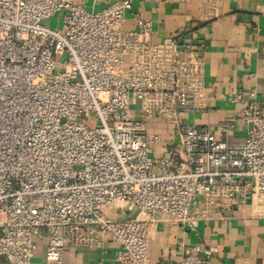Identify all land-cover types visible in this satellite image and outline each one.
Listing matches in <instances>:
<instances>
[{
	"label": "built area",
	"instance_id": "1",
	"mask_svg": "<svg viewBox=\"0 0 264 264\" xmlns=\"http://www.w3.org/2000/svg\"><path fill=\"white\" fill-rule=\"evenodd\" d=\"M0 0V256L44 264L67 247L104 251L117 264H150L151 228L182 230L254 197L264 199V114L256 92L236 93L213 131L190 115L206 109L201 47L151 41L136 0ZM99 6V8H95ZM62 28L45 23L58 13ZM63 62H60L61 58ZM170 127L159 158L150 124ZM238 125L242 142L227 140ZM123 205L131 213L112 219ZM174 264H212L213 248L179 243ZM100 264V263H99Z\"/></svg>",
	"mask_w": 264,
	"mask_h": 264
},
{
	"label": "crops",
	"instance_id": "2",
	"mask_svg": "<svg viewBox=\"0 0 264 264\" xmlns=\"http://www.w3.org/2000/svg\"><path fill=\"white\" fill-rule=\"evenodd\" d=\"M87 9L89 0H75ZM95 8H99L96 6ZM139 14L151 22L153 43L165 38L190 41L201 47L205 107L212 113L190 115L196 124L215 126L233 108L236 93L256 92V106L264 114V0H136L124 18V28L134 29ZM157 134L153 157L159 158L174 144L170 127L150 124ZM245 133L238 125L229 142L240 143ZM112 219L135 216L114 205L105 211ZM200 243L215 251L212 264H264V199L248 198L229 211L212 213L197 221L194 229L182 230L170 217L154 223L150 233V264H174L180 259L179 243ZM30 264H44L45 241H38ZM117 246L106 242L104 251L67 247L62 264H117ZM0 264H10L0 256Z\"/></svg>",
	"mask_w": 264,
	"mask_h": 264
},
{
	"label": "rangeland",
	"instance_id": "3",
	"mask_svg": "<svg viewBox=\"0 0 264 264\" xmlns=\"http://www.w3.org/2000/svg\"><path fill=\"white\" fill-rule=\"evenodd\" d=\"M62 12L58 13L56 15V17L50 18L49 20H47V22L45 23L46 27L50 30H55V29H61L63 24H62ZM64 58L62 57L60 59V62H63Z\"/></svg>",
	"mask_w": 264,
	"mask_h": 264
}]
</instances>
